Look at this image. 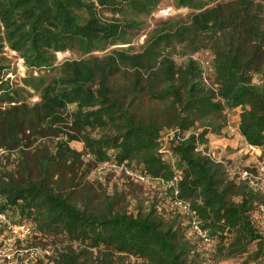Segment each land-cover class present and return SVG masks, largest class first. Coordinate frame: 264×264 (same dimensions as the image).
<instances>
[{
	"label": "trees",
	"instance_id": "obj_1",
	"mask_svg": "<svg viewBox=\"0 0 264 264\" xmlns=\"http://www.w3.org/2000/svg\"><path fill=\"white\" fill-rule=\"evenodd\" d=\"M162 2L0 0L1 206L67 241L53 264H203L199 245L215 261L264 264V196L197 149L235 108L241 136L264 146V0H174L191 12L159 17L135 49ZM5 45L23 60L21 83L5 77ZM202 50L208 65L193 56ZM65 51L79 57L57 62ZM170 128L191 130L167 144L173 162L159 151ZM107 160L165 182L175 167L209 240L158 189L144 196L127 174L111 192L90 180Z\"/></svg>",
	"mask_w": 264,
	"mask_h": 264
},
{
	"label": "built area",
	"instance_id": "obj_2",
	"mask_svg": "<svg viewBox=\"0 0 264 264\" xmlns=\"http://www.w3.org/2000/svg\"><path fill=\"white\" fill-rule=\"evenodd\" d=\"M174 10L169 6H162L157 10V16L166 18L172 15ZM63 53V54H62ZM68 51L57 52V56H65ZM19 64L18 71L23 73L26 71L25 66ZM208 65V61L204 60ZM191 130L181 132L177 128L165 129L159 137V151L163 157L174 161L167 144L171 140H180L188 135ZM209 142L198 144L197 149L209 156L215 162L222 165L226 176L230 179L243 181L253 190L264 196V146H256L248 143L244 138L242 143L235 146L231 152L229 147H223L222 151L211 148ZM6 150L0 148V158ZM124 171L136 181L153 184H158L165 192L167 188H171L169 193L168 204L171 208L185 214L188 218V232L209 240L207 230L199 226V220L196 217L195 211L191 208L190 203L178 196L176 186L177 180L180 178V173L174 167L175 175L167 182L164 180L150 178L141 170L133 171L125 165H119L114 160H107L99 163L95 171L99 174L110 169ZM133 171V172H132ZM257 210L264 219V201L257 205ZM48 235L38 231L35 226L25 220H13L2 209L0 199V264H53L54 258L57 257L58 251L50 243H33V240L46 241Z\"/></svg>",
	"mask_w": 264,
	"mask_h": 264
},
{
	"label": "rangeland",
	"instance_id": "obj_3",
	"mask_svg": "<svg viewBox=\"0 0 264 264\" xmlns=\"http://www.w3.org/2000/svg\"><path fill=\"white\" fill-rule=\"evenodd\" d=\"M162 6L171 7L174 10V12L172 14L173 16L186 17V15L189 12H191V9H189L186 6H177L174 3V0H163ZM105 14L110 15L109 12H106ZM158 18L159 17L157 16V11L153 12L151 15H149L147 17L146 27L142 30V34L139 36H135L133 39V42L131 43L135 49H139V46L141 45V43L143 42V40L146 36V32L156 24V20ZM122 45L127 46V44H122ZM180 50H181L180 48H177L176 52L174 53L175 60L178 63H180L182 61V59L184 58V56L181 55ZM105 51L106 50L101 51V52H99V54H102ZM2 54L5 56V61H4L5 64L9 65V69H8V72H7L5 77H8L13 82L21 83V77L26 75V71H24V73L21 70L18 71L19 64H21V60H20L21 58L19 57V55L15 51L10 50L6 45L3 47ZM193 56L196 58L203 59V60H207L206 58L208 57L207 53L203 50L199 51L197 53H194ZM69 57H79V55L77 53H72V52H69L65 56H57V54H56L57 62H60L62 59L69 58ZM37 99H38V96L36 94H33L31 97L28 98L29 102H31V103L36 101ZM4 104H6V103H4ZM238 113H239V108H235V109L230 110L226 113L225 119H226L227 123H226L225 127H227V128H223V130L220 132V134H215V133L207 134L208 142H209L208 145L210 147L213 144H217L218 142H216V143H214V142L223 136H225L229 140H231V139H235V141L237 140L236 144L232 147L229 145H226V147H229L231 152L234 150L235 146L242 143L243 137L241 136V134L238 131V120H239L238 119L239 118ZM70 144L79 151L83 150V143L80 140H74ZM215 148L213 147V149H215ZM133 171L135 172V170H133ZM125 174H127V173L124 171H120L119 169L114 170L111 168L110 170L109 169L105 170V171L101 172L100 174L97 171L93 170L88 178L90 180L95 179L96 177L100 178L103 185L106 187V190L108 192H111L115 189V187H117L118 189L123 187V182L126 180L125 179L126 177H124ZM127 175H129V174H127ZM129 178L132 179L134 182H137L139 184V182L136 181L134 178H132L130 175H129ZM140 185L143 186L144 190L142 189V191H143L142 194L144 196L150 197L154 193V190L158 189L161 193H163V195H165L166 202L169 201V196H170L169 193H166L158 184H156V183L148 184V183L140 182ZM131 204H133V201ZM29 243L30 244H33V243H35V244L36 243H38V244L39 243L40 244L50 243L51 246H54L55 250L58 251V250L63 248V246L67 243V241L65 239H63L61 236L48 235L46 237L45 242H43L42 240H38V241L33 240ZM198 249L207 258L204 260L203 264H240V261H236L234 259L221 260V261L220 260H218V261L213 260L211 258V253H212V246L211 245H209V246L199 245ZM133 259L134 258L129 259V262H131L130 264H133V261H134ZM124 264H129V263H126L124 261Z\"/></svg>",
	"mask_w": 264,
	"mask_h": 264
},
{
	"label": "crops",
	"instance_id": "obj_4",
	"mask_svg": "<svg viewBox=\"0 0 264 264\" xmlns=\"http://www.w3.org/2000/svg\"><path fill=\"white\" fill-rule=\"evenodd\" d=\"M239 119V118H238ZM227 128V127H225ZM220 136V135H219ZM218 142L217 144H213L211 145V148H215L216 150H219V151H222L223 150V147H225L226 145H229V146H234L237 142V140L235 141V139H231L229 140L228 138H226L225 136L219 138L218 140H216L214 143Z\"/></svg>",
	"mask_w": 264,
	"mask_h": 264
}]
</instances>
